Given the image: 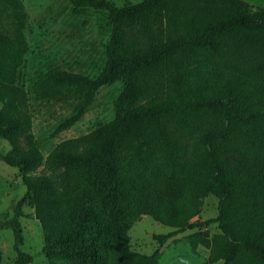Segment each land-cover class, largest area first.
<instances>
[{
    "label": "trees",
    "instance_id": "16d2710c",
    "mask_svg": "<svg viewBox=\"0 0 264 264\" xmlns=\"http://www.w3.org/2000/svg\"><path fill=\"white\" fill-rule=\"evenodd\" d=\"M69 1L75 11L107 12L112 33L97 78L52 68L34 83L41 101H76L55 134L80 122L101 88L121 81L124 89L113 122L61 142L47 158L32 133L29 93L17 83L28 50L23 28L5 33L0 20V136L12 147L3 160L27 188L23 201L44 230L49 264H158L159 251L131 254L133 223L149 216L174 228L154 236L164 246L198 227L210 195L219 215L208 223L221 231L211 260L264 264V8L251 12L243 0L123 8ZM22 10L21 0H0V15ZM199 145L209 148L201 163ZM6 229L18 261L29 263L20 223L0 222Z\"/></svg>",
    "mask_w": 264,
    "mask_h": 264
},
{
    "label": "rangeland",
    "instance_id": "374dc122",
    "mask_svg": "<svg viewBox=\"0 0 264 264\" xmlns=\"http://www.w3.org/2000/svg\"><path fill=\"white\" fill-rule=\"evenodd\" d=\"M115 7L123 8L143 0H108ZM251 12L264 8V0H243ZM23 10L0 15L3 31L11 33L22 27L28 50L18 70L17 83L29 93V111L33 119L32 133L44 158L61 142L86 135L100 126L115 120V103L124 84L121 81L99 90L87 113L71 129L55 134L57 126L74 112L75 100L45 102L34 93V83L41 73L52 68L84 74L97 78L107 61V44L112 26L105 11L83 8L75 11L69 0H21ZM1 108V103H0ZM11 145L0 136V222L17 221L22 227L21 250L31 256L27 264H49L44 253L45 233L35 217L34 206L23 201L27 188L19 170L8 166L4 160ZM209 148L199 145L195 160H206ZM201 170V168H198ZM41 172H47L41 168ZM201 211L194 218L198 227L171 238L160 246L155 235H166L174 228L162 225L149 216H142L130 227V252L134 258L150 257L159 251L158 264H224L212 261L210 254L215 247L213 239L220 234L218 224L208 222L219 215V200L215 196L201 199ZM69 206H63L67 210ZM210 242V246H206ZM15 251L12 229L0 231V264H21Z\"/></svg>",
    "mask_w": 264,
    "mask_h": 264
}]
</instances>
